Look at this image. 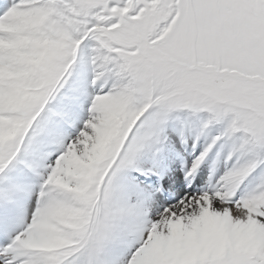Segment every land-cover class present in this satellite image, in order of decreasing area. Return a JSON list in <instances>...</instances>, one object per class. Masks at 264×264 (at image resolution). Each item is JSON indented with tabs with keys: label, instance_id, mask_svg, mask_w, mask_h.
Returning <instances> with one entry per match:
<instances>
[{
	"label": "snow or ice",
	"instance_id": "1",
	"mask_svg": "<svg viewBox=\"0 0 264 264\" xmlns=\"http://www.w3.org/2000/svg\"><path fill=\"white\" fill-rule=\"evenodd\" d=\"M0 264H264V0H0Z\"/></svg>",
	"mask_w": 264,
	"mask_h": 264
}]
</instances>
